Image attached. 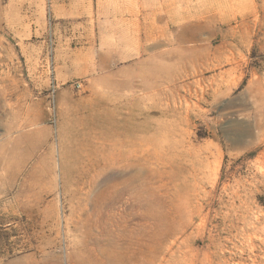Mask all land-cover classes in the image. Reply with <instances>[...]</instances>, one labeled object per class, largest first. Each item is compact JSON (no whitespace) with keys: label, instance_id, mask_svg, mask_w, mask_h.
Instances as JSON below:
<instances>
[{"label":"rangeland","instance_id":"obj_1","mask_svg":"<svg viewBox=\"0 0 264 264\" xmlns=\"http://www.w3.org/2000/svg\"><path fill=\"white\" fill-rule=\"evenodd\" d=\"M0 264H264V0H0Z\"/></svg>","mask_w":264,"mask_h":264}]
</instances>
